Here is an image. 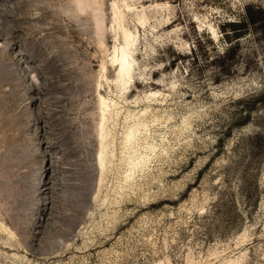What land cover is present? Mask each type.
Masks as SVG:
<instances>
[{"label": "rangeland", "instance_id": "obj_1", "mask_svg": "<svg viewBox=\"0 0 264 264\" xmlns=\"http://www.w3.org/2000/svg\"><path fill=\"white\" fill-rule=\"evenodd\" d=\"M256 7L0 0V264H264Z\"/></svg>", "mask_w": 264, "mask_h": 264}, {"label": "bare ground", "instance_id": "obj_2", "mask_svg": "<svg viewBox=\"0 0 264 264\" xmlns=\"http://www.w3.org/2000/svg\"><path fill=\"white\" fill-rule=\"evenodd\" d=\"M124 36L128 40L129 33L128 32H124ZM117 68H118V73L119 74H122V73L128 71L127 68H126V66H125V55H124V51L121 52V56L117 60ZM135 159L131 162V164H134ZM100 161H102V159H100Z\"/></svg>", "mask_w": 264, "mask_h": 264}, {"label": "trees", "instance_id": "obj_3", "mask_svg": "<svg viewBox=\"0 0 264 264\" xmlns=\"http://www.w3.org/2000/svg\"><path fill=\"white\" fill-rule=\"evenodd\" d=\"M256 11L260 12V13H263V7H256Z\"/></svg>", "mask_w": 264, "mask_h": 264}]
</instances>
